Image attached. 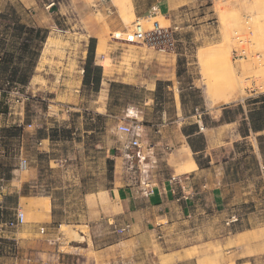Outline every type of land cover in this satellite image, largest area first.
Masks as SVG:
<instances>
[{"label":"rangeland","instance_id":"obj_1","mask_svg":"<svg viewBox=\"0 0 264 264\" xmlns=\"http://www.w3.org/2000/svg\"><path fill=\"white\" fill-rule=\"evenodd\" d=\"M34 1L41 24L36 29L18 0L0 2L14 12L11 22L39 31L28 54L14 55V73L26 74V83L0 77V219H13L19 203L50 198L62 236L49 244L38 240L34 247L40 243L42 256L31 243L0 245V264H264V135L261 171L248 142L235 143L224 162L215 158L224 150L212 152L222 203L203 195V206L191 218L151 225L134 255H97L113 242L109 221L116 208L108 194L133 186L147 192L151 183L169 178V168L184 154L166 144L177 140L179 128L184 135L194 120L210 125L205 108L215 113L228 107L225 121L239 118L238 101H212L213 80L230 75L213 74L219 66L233 69L246 109L254 100L250 92L264 100V0H201L202 8L182 9L175 23L168 22L178 26L173 53L124 40L137 20L129 0ZM116 32L124 35L121 40L114 38ZM87 35H97V50ZM86 42L94 48L92 67L100 68V83L104 79L96 91L85 87L78 73L88 55ZM121 123L131 126L130 133L117 129ZM239 131L245 133V127ZM196 138L199 148L202 140ZM132 140L139 147L130 146ZM194 158L206 166L203 155ZM21 159L25 171L19 169ZM247 229L254 230L251 237L238 236ZM14 231L3 230L0 237ZM94 235L110 238L92 247Z\"/></svg>","mask_w":264,"mask_h":264},{"label":"crops","instance_id":"obj_2","mask_svg":"<svg viewBox=\"0 0 264 264\" xmlns=\"http://www.w3.org/2000/svg\"><path fill=\"white\" fill-rule=\"evenodd\" d=\"M145 1L146 0H129L130 12L135 18L144 19L152 16V19L158 20V18L161 17L165 21L175 23V20L178 14H181L182 9H191L196 7L197 4L199 5V8H202L201 0ZM18 2L22 6L23 14H26L27 12L32 19L31 21L33 22L31 23V27L33 29L40 28L41 24L38 21L39 17L38 10H36V1L18 0ZM13 13L14 12L10 8L0 7V46H5L7 49L10 45L18 46L24 38L23 34L19 38L18 33L16 34L17 31L14 28L19 25H25V23L21 22L23 24H20V22H9ZM15 13L18 15V12ZM50 29L53 30V28ZM123 36L122 33H114L115 39L121 40ZM87 38L96 41L95 50H97L100 46V42L97 41V35H87ZM85 46L88 47L87 42ZM3 52L4 49H0V57H2ZM81 59V66L79 67L78 73L80 74L81 82H83V68L86 56H83ZM103 80L104 79H101V86ZM249 96H253L254 100L251 104H247V109L243 105V101H238L242 109L241 114L238 115V119L235 117L228 122L225 121L224 114L228 107H223L220 110L215 111V113L208 112V108H205V113L202 114L209 116V119L212 121L210 125H206L203 120H194L189 125L196 126L197 128L192 134L187 136L181 133L180 128L178 129L180 135H177V140L174 142H168L166 147L170 148L175 144L183 149L184 156L177 159L176 165L173 168H169V178L161 180L160 182L151 183L150 189H146L147 192L143 186H133L127 188L119 187L113 190L112 194H108V196L112 195L115 200L114 203L116 208V212L112 214V218L109 221V225H112L113 229L111 232L113 234V236H111L113 242L101 247L102 249L98 250L97 255L110 254L109 258L111 259L121 256L123 254L122 251H129L131 256L132 253L134 255L137 251L138 242L148 234L151 225L156 228L163 226L164 224L173 223L175 220L191 218V216H194V212H198L201 209V206H203V195L212 197L213 203L215 204L219 202L222 203V200L219 201L218 197L221 195V191L219 190L221 178L217 175L219 170L217 162H224L231 159L235 143L243 141L250 144L253 154L255 155L257 168L261 171V168L263 167V152L261 149L263 147L261 146L259 137L264 135V129L254 133L251 130L248 113L250 111L260 110V107L264 105V101H261L258 97V93L255 91L250 92ZM250 106H252V108ZM177 110L180 117L182 107L178 106ZM177 124L178 127H180V118L178 119ZM241 125L245 127V133L243 134H240L239 131ZM199 126L203 127L201 131H199ZM172 127L175 128L174 125H172ZM197 136H200L202 140V145L199 148L195 147V142L193 140V137ZM228 141L230 142V147H227L225 151V146L228 145ZM41 142L43 143L45 141ZM189 142L194 149H191ZM220 149L224 150V152L221 151L220 155H215V158L217 159V162H215L212 152ZM150 152L151 155L154 154L155 145H152ZM196 155H203L204 158H207L206 166H201L199 162L195 160L194 156ZM187 167L190 168L184 170ZM18 210L21 212L25 211L28 219H26L24 214V224L16 228V231L9 232V236H2L0 239H2L3 242H7V245L16 244L18 248L31 243V245L33 244L31 249H37L38 256L44 255L40 253V243L38 246L34 247V245H37L36 242L42 240L44 243L47 242L49 244L52 241H57V236L61 234L58 228L62 225H54L55 222L53 220L51 199L46 197L31 199L29 200V205L25 206L19 203L15 211ZM0 221L6 220L0 219ZM229 224H232L231 229L234 231V222H229L228 225ZM125 226L129 227L128 231L123 235H116L117 229ZM41 229H43V233H41ZM253 232L254 230L247 229L245 231H240L237 234L239 237H251ZM98 236L101 237V235ZM108 238H110V236L96 240V235H94L91 239V246L94 247L95 243H100L102 240ZM118 251L121 253L118 254Z\"/></svg>","mask_w":264,"mask_h":264},{"label":"built area","instance_id":"obj_3","mask_svg":"<svg viewBox=\"0 0 264 264\" xmlns=\"http://www.w3.org/2000/svg\"><path fill=\"white\" fill-rule=\"evenodd\" d=\"M151 17L152 16L145 19H137L133 25V29L128 35H125L124 40L128 43L135 42L145 48L159 53H173L177 43L175 35L177 33L178 26L175 24L171 25L164 19L160 22L159 20H154ZM147 20H152V22H149L148 24L142 23ZM195 112L197 113V110ZM197 117L200 119L201 114L197 113ZM117 129L124 134H128L131 131V126L121 123ZM202 129L203 127L199 126V131ZM129 145L132 147H139V142L137 140H132ZM19 169L21 171H25L27 169V162L25 159L20 160ZM24 222V214L18 210L16 211L13 219L0 221V232L6 229H16L23 225ZM128 228V226L120 228L117 230V233L123 234L128 230ZM40 231L43 233V229ZM0 245H7V242L0 241Z\"/></svg>","mask_w":264,"mask_h":264},{"label":"trees","instance_id":"obj_4","mask_svg":"<svg viewBox=\"0 0 264 264\" xmlns=\"http://www.w3.org/2000/svg\"><path fill=\"white\" fill-rule=\"evenodd\" d=\"M12 23L11 21H9ZM16 23V22H15ZM18 33L19 38L21 35H24V38L22 42L18 46L10 45L9 48L5 46H0V49H4L2 57H0V77L1 75H7L8 78L14 79L16 78L17 83L24 85L27 81L26 74H16L14 73L16 71L17 67H12V64H15L14 55L17 52V54H24L27 53L28 48L32 43L35 42V39L39 33L38 30H33L31 28H27L25 25H19L14 28ZM34 34V35H33ZM33 35V36H32ZM38 39V38H37ZM91 43H94L93 40H91ZM94 52L93 46L88 47V55L85 61V65L83 68V85L85 87H91L93 90H97L100 84V68L99 67H92V54ZM11 70V72H10ZM6 77V76H5ZM10 81H7V84ZM261 99V98H260ZM264 99V97L262 98ZM264 101V100H261ZM249 105V103H248ZM225 115V114H224ZM248 118L250 121L251 130L256 133L259 131H262L264 129V105L260 107V110L258 111H250L248 113ZM196 126H190L187 131H183L184 135H190L196 130ZM196 139L201 140L200 136H197ZM189 146L191 149H194L192 144L189 142Z\"/></svg>","mask_w":264,"mask_h":264},{"label":"bare ground","instance_id":"obj_5","mask_svg":"<svg viewBox=\"0 0 264 264\" xmlns=\"http://www.w3.org/2000/svg\"><path fill=\"white\" fill-rule=\"evenodd\" d=\"M227 65L228 66L226 67L219 66V68H217V71L213 73V74H230L229 76L224 77L222 81H220V79L213 80L212 88L216 92V99H213L212 101L215 103L217 101L223 104H229L235 101L242 100L244 98V92L240 90L238 86H236V84L238 83L235 84V80L232 75L234 74L233 69L230 67L228 63ZM189 168L190 167H187L184 170H188ZM72 234L73 233H69V232L67 233V235L69 236H71Z\"/></svg>","mask_w":264,"mask_h":264}]
</instances>
